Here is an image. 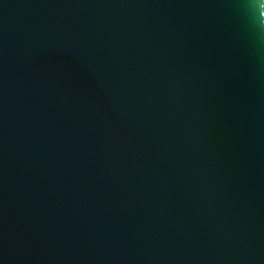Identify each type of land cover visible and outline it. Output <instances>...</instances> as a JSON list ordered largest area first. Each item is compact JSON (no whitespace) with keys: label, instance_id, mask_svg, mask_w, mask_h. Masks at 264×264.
I'll use <instances>...</instances> for the list:
<instances>
[{"label":"water","instance_id":"95a60500","mask_svg":"<svg viewBox=\"0 0 264 264\" xmlns=\"http://www.w3.org/2000/svg\"><path fill=\"white\" fill-rule=\"evenodd\" d=\"M264 0H0V264H264Z\"/></svg>","mask_w":264,"mask_h":264},{"label":"clouds","instance_id":"9594fccd","mask_svg":"<svg viewBox=\"0 0 264 264\" xmlns=\"http://www.w3.org/2000/svg\"><path fill=\"white\" fill-rule=\"evenodd\" d=\"M258 30L264 31V19L257 24Z\"/></svg>","mask_w":264,"mask_h":264}]
</instances>
